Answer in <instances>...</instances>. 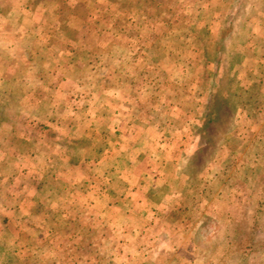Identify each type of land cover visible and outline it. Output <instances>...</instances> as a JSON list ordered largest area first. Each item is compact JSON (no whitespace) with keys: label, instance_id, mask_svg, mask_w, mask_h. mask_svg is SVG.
Returning a JSON list of instances; mask_svg holds the SVG:
<instances>
[{"label":"rangeland","instance_id":"rangeland-1","mask_svg":"<svg viewBox=\"0 0 264 264\" xmlns=\"http://www.w3.org/2000/svg\"><path fill=\"white\" fill-rule=\"evenodd\" d=\"M92 1L71 10L79 21L105 17L73 24L79 49L93 55L30 57L27 42L20 54L0 48V264H264V0H100L93 10ZM107 66L113 86L103 89ZM74 74L96 101L118 95L117 80L147 82L142 97L188 129L176 145L190 149V191L159 217L166 231L156 225L144 237L156 246L105 242L109 216L82 197L83 171L58 165L56 137L39 117L54 119L59 105L70 112L54 84ZM63 144L75 155L74 142Z\"/></svg>","mask_w":264,"mask_h":264},{"label":"crops","instance_id":"crops-1","mask_svg":"<svg viewBox=\"0 0 264 264\" xmlns=\"http://www.w3.org/2000/svg\"><path fill=\"white\" fill-rule=\"evenodd\" d=\"M98 1L89 2L88 6L93 10L98 7ZM78 3L79 0H0V48L5 47L9 55H15L19 53L20 45L27 42L24 54L30 57L93 55L92 49H79L80 38L73 24L90 23L92 26L96 22L104 24L106 20L92 11L79 21L71 10L83 4ZM54 41L64 42L66 47L54 49ZM111 67L103 68V73L107 71L108 75L97 81L96 86L102 85L103 89L113 86ZM45 70L52 71L48 67ZM84 81L85 78L76 74L72 80L63 75L54 87L56 97L62 95L63 99H69L70 112L65 113L59 105L54 109V119L50 120L46 115L39 117V121L45 123L44 128L54 132L56 137L58 165L71 167L77 173L83 171L80 185L85 188L82 197L98 210L97 215L109 216L105 221L107 231L103 234L106 236L102 235L105 242L114 240L115 249L131 247L133 242L138 249L156 246L152 242L143 243L144 237L156 225H161L159 231H166L163 222H168L159 217L172 215L174 200L190 191L191 175H186L190 149L188 144L187 148L181 149V143L176 145V134L184 137L188 135V129L182 124L176 128L173 117L166 121L172 114L167 106L159 110L160 101L156 100L154 104L152 96L142 97V91L138 92L137 88H149L147 82L141 83V87L134 83L127 88L124 78L117 80L118 95L105 94L103 100L96 101L95 91L91 97ZM38 82L40 86L48 85L43 77ZM76 139L78 142L75 143ZM64 140L74 142L75 155H68ZM83 144L86 149L81 152ZM77 151L81 154L76 155ZM76 183L74 179L70 183L75 192L78 191L74 186ZM74 199L76 197L70 200ZM61 206L60 213L67 215L66 207ZM120 218H123L122 222L118 221ZM107 232L117 235L112 237ZM126 235H135L140 242L135 244Z\"/></svg>","mask_w":264,"mask_h":264}]
</instances>
